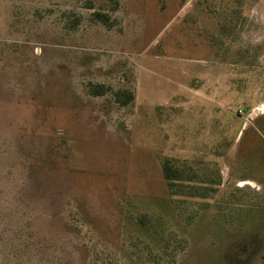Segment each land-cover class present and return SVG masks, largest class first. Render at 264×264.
Returning a JSON list of instances; mask_svg holds the SVG:
<instances>
[{
    "label": "rangeland",
    "instance_id": "1",
    "mask_svg": "<svg viewBox=\"0 0 264 264\" xmlns=\"http://www.w3.org/2000/svg\"><path fill=\"white\" fill-rule=\"evenodd\" d=\"M111 9L0 0V264H216L229 218L243 236L242 220L264 218V149L248 150L252 127L264 133V50L238 58L264 43V0ZM119 89L133 101L118 104ZM165 158L201 188L221 175L219 192L172 196ZM252 237L230 255L264 264V236Z\"/></svg>",
    "mask_w": 264,
    "mask_h": 264
},
{
    "label": "trees",
    "instance_id": "2",
    "mask_svg": "<svg viewBox=\"0 0 264 264\" xmlns=\"http://www.w3.org/2000/svg\"><path fill=\"white\" fill-rule=\"evenodd\" d=\"M90 2V1H89ZM109 2L112 4V11H115L119 7V0H109ZM91 4V3H90ZM89 9H92L91 6L88 7ZM94 20L101 22L104 25L110 26V16L106 12L102 11H94L92 14ZM79 19H74V23L78 24ZM264 50V43L257 45L256 47L249 46L247 50H241L238 53V58H246V56H250L251 60H254L261 51ZM241 60V59H239ZM249 64L252 63V61L246 60ZM241 62V61H240ZM90 94L93 96H103L106 95L108 92L111 91V88L109 86H106L105 84H90L89 86ZM113 96L115 97V100L118 104L121 106L128 105L131 103L134 99V94L126 89H119L113 93ZM252 133L251 136L255 141H258L255 143L257 147L254 148V146L251 144L249 146V152H260V150L264 149L261 145L264 144V133L263 130H260V125L255 124L254 127H252ZM241 131V130H240ZM238 132V134L240 133ZM237 136L231 137L230 139L226 138L227 142L224 143V147H226V150L216 151V154L218 157L226 158L228 155L234 150L235 141L237 140ZM262 148V149H261ZM234 152V151H233ZM243 154L241 153V149H239L236 152V156L234 154V158L241 159ZM162 171L164 178L167 182L169 192L172 196H187V197H198L201 199H208L213 197L219 192V188L222 185V177L221 175L217 174L214 177H210L209 179L205 178L204 181H207L206 187H202L198 184V177L195 172H186L184 169L181 168L180 165L175 164L170 158H165L162 162ZM244 203H240L238 205L242 206ZM242 217V216H240ZM229 220H232L229 221ZM246 220H242V227H244V230L242 231L239 229L240 232L247 234V236H243L242 234H235L233 233L236 231L234 229L235 227H231L234 219H228V225L227 229L220 228L219 237L220 240H215L216 242L214 245L216 246L215 249V256H216V264H250L253 260L251 258V255L248 256L246 253H238L236 255H230V252L235 251L239 249L240 246L242 247H250L247 246L249 242H254L255 239L252 236H264V218L260 217L259 215L256 216L255 222L259 223V225H256L253 227V229H246L245 228V222ZM259 221V222H258ZM246 237V239H244ZM264 238V237H263ZM245 242H240V241ZM264 240V239H263ZM240 250V249H239ZM240 252H244L240 250ZM234 257V258H232Z\"/></svg>",
    "mask_w": 264,
    "mask_h": 264
}]
</instances>
